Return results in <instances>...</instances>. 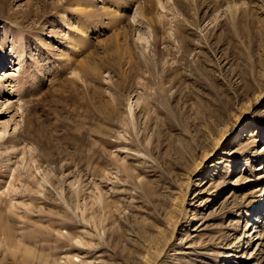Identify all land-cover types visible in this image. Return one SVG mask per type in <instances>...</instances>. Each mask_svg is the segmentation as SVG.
I'll list each match as a JSON object with an SVG mask.
<instances>
[{"label":"rangeland","instance_id":"rangeland-1","mask_svg":"<svg viewBox=\"0 0 264 264\" xmlns=\"http://www.w3.org/2000/svg\"><path fill=\"white\" fill-rule=\"evenodd\" d=\"M182 1L0 0V264H264V0Z\"/></svg>","mask_w":264,"mask_h":264},{"label":"bare ground","instance_id":"bare-ground-1","mask_svg":"<svg viewBox=\"0 0 264 264\" xmlns=\"http://www.w3.org/2000/svg\"><path fill=\"white\" fill-rule=\"evenodd\" d=\"M110 1V3H111V5H113V3L114 2H117V3H123V1H128V0H109ZM131 1H133V6H134V8H135V11L143 18V19H145V21L146 22H148L150 25H152V24H154V25H157V18H156V15H157V8H158V6H157V4L156 3H154L153 1H152V4H154V15H153V17H150L149 18V14H151L149 11H148V7L147 8H145V4L144 3H142V2H140L139 3V1L138 0H129V2L131 3ZM146 3H147V5L149 4V3H151V1L150 0H144ZM175 3H180L182 0H173ZM183 2V1H182ZM108 9V8H107ZM146 12H148V13H146ZM106 13H108V14H106V20L108 21V23H107V25H115V23H117L116 21H114L115 20V18H117V10H115V9H113V10H110V9H108L107 11H106ZM109 14H111V15H109ZM112 15H114L115 16V18L112 16ZM82 35V34H81ZM129 112H130V110H129ZM1 126V129H0V139L1 138H3L4 136H5V134H6V127H7V124H1L0 125ZM244 135V134H243ZM243 135H241L240 137H242ZM248 135H245V137H247ZM220 139H222V138H220ZM239 141H243V140H239ZM262 213L264 214V211H262ZM260 216H262V215H259V217ZM264 219V218H263ZM258 221H257V217L255 218V220H254V224L256 225V223H257ZM261 223V222H260ZM260 226H255V229L256 228H259ZM255 233V232H254ZM263 239V237H261V235H260V237L256 240V241H258V240H262Z\"/></svg>","mask_w":264,"mask_h":264}]
</instances>
